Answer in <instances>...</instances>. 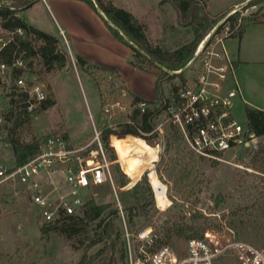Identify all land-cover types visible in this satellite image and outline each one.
I'll return each instance as SVG.
<instances>
[{
	"label": "rangeland",
	"instance_id": "374dc122",
	"mask_svg": "<svg viewBox=\"0 0 264 264\" xmlns=\"http://www.w3.org/2000/svg\"><path fill=\"white\" fill-rule=\"evenodd\" d=\"M0 1L15 5L14 0ZM104 1L133 12L145 26L150 43L164 51H175L196 38L194 28L183 26L180 22L171 0ZM240 5L245 6L237 9ZM199 6L206 7L201 15L207 14L209 20L217 22L214 28L223 23L221 28L226 25L233 28L240 26L242 29L253 22L246 26L244 38L238 35L229 38L226 43L237 61L239 53L245 48L254 46L264 49V36L258 32L264 31V0H204ZM104 16L113 30L123 35L133 47L139 48ZM232 16L236 18L234 21L229 20ZM43 19L48 26L59 32L54 21L47 17L46 11ZM205 36L198 43L196 53ZM58 40L61 51L67 58L68 68L58 73L59 75L52 76L51 97L56 104L26 121L12 136L22 144H28L33 140L60 135L66 139L70 148L79 151L84 149L79 152L84 153L98 147L96 137L99 133L108 159L114 161L111 170L115 186L106 183L84 189L80 191L83 201L95 199L98 204L113 203L119 209L118 200L122 202V197L128 190L146 179L154 194L157 213L152 210L146 218L140 219L137 228L131 230L119 210L117 227L126 247L125 264H142L145 258L142 256L146 253L151 255L154 249L166 242L179 256H184L189 240L178 238V229L183 230L185 235H196L193 238H201L207 232H224L233 235L236 240L256 247L264 246V137L255 145L256 149L238 148L226 153L220 160H213L196 154L177 129L166 126L164 137L160 140L144 139L139 144L132 141L135 151L120 166L116 163L117 155L110 144L112 135L106 147L102 141V132L108 128L119 131L125 117L118 114L117 109L113 110L110 117L105 108H110L117 101L130 103L129 94L126 90L128 96L123 97L125 93L118 90L119 81L111 75L96 70L100 79L95 80L79 68V53L74 49L69 33ZM95 51L98 55L101 53L99 49ZM120 56L123 58H119L118 63L121 65H132V61H135L137 66L144 67L133 70L128 66L126 81L135 92L149 101L157 99L158 81L162 82L164 91L167 89L172 94L191 76L189 71L193 69L185 72L187 74H174L184 69L192 59L185 67L171 70L157 62L152 67L148 61L138 57L133 60V56L122 53ZM240 65L241 68L236 70V77L244 99L234 100L233 111L240 123H247L245 111L249 105L245 102L246 90L259 101H256L258 106L264 107V64L244 62ZM145 69L153 70V73ZM105 77H108V82L103 81ZM124 141L123 138L116 145L121 147ZM14 163L12 148L1 146L0 165L12 168ZM60 173H51L58 187L65 183V175ZM41 183L43 192H50L53 188L50 178L45 174L41 177ZM32 197L33 194L27 187L16 182L0 184V264H79L89 246L92 235L90 227L85 230L83 226H79L84 231L80 234L72 230L70 237L67 234L71 232L67 230L70 225L64 226L63 222L53 226L45 225L32 204ZM196 201H199L197 207ZM195 212H198L197 218L192 217ZM108 245L110 249L99 254V248L103 246L89 248L88 256L97 258L95 264H122L121 242L113 239ZM217 264H235V261L226 257L221 258Z\"/></svg>",
	"mask_w": 264,
	"mask_h": 264
},
{
	"label": "built area",
	"instance_id": "2783aa9c",
	"mask_svg": "<svg viewBox=\"0 0 264 264\" xmlns=\"http://www.w3.org/2000/svg\"><path fill=\"white\" fill-rule=\"evenodd\" d=\"M0 8L16 11L5 1H0ZM8 21L0 16V147L12 148V134L44 110L51 100L53 75L43 64L40 52L43 40L23 27L5 26ZM222 25L219 23L205 36L196 53L199 59L189 68H193L189 71L191 76L172 94L163 90L156 100L149 102L129 97L130 103L117 101L110 108L106 107V114L112 117L113 110L117 109L126 119L123 123L136 127V114L139 117L151 114L156 125L150 133L141 132L147 138L143 139L149 140L148 137L156 134L154 138L160 140L166 126H170L177 129L190 148L203 158L220 160L238 148L256 149L261 137L254 135L248 123H240L233 111L234 100L243 99V95L236 77V61L226 42L238 36L241 29L226 25L221 28ZM25 43L30 45L33 55H29ZM180 71L174 74L182 75L178 74ZM99 136L97 133L98 147L83 154L79 152L84 149L70 148L60 135L42 139L40 153L25 164L12 168L0 165V184L16 182L27 187L33 194L32 204L45 225L53 226L80 216L87 203L80 197V191L106 183L115 186L111 170L114 161L108 159ZM53 172L65 175L64 186L55 184ZM44 174L52 182L50 192H43L41 177ZM118 206L124 217L119 200ZM142 257H145L142 264H217L226 257L235 264H264V246L256 247L224 232H207L201 238L188 241L184 256H179L171 245L162 244L151 255L146 253Z\"/></svg>",
	"mask_w": 264,
	"mask_h": 264
},
{
	"label": "trees",
	"instance_id": "16d2710c",
	"mask_svg": "<svg viewBox=\"0 0 264 264\" xmlns=\"http://www.w3.org/2000/svg\"><path fill=\"white\" fill-rule=\"evenodd\" d=\"M81 1L87 3L96 12L106 15V17L116 27H118L120 33H124V35L130 39V41L134 42L149 57V59H147L148 57L144 56L138 50V48L133 47V45L129 41H127L123 35L121 36L119 33L113 30L112 27L109 25L108 21L103 18L111 33L119 41L123 42L125 45L132 49L133 60L138 57L140 59L148 61V63L152 67H154L153 64L155 62L166 66V68L171 70H179L185 67L187 63L194 58L198 43L203 39L206 34H208L215 27L217 23L215 20H209L207 14L201 15V12L204 13V9L206 7L203 6L201 8L199 4L204 0H171L172 6L179 14L180 22H182L183 26L193 27L196 38L192 43L186 44L175 51L169 52L164 51L159 46H153L150 43L145 26L132 13L117 7L110 1L96 0L98 3L97 7L92 0ZM14 4L15 5L13 7L24 10L29 8L31 3L27 0H14ZM16 14L17 12L14 10L0 8V16L3 19H9L8 23H6L5 26L11 28L23 27L29 31H32L43 40L44 45L41 47L40 52L43 64L49 74L56 75L64 70H67V58L61 51L60 41L58 40V38L28 26L22 19L18 18ZM235 19L236 18L232 16L229 20L234 21ZM251 23L253 22H249L247 25ZM246 26L241 29L239 33L240 37L243 36ZM25 46L29 55H33L34 52L30 48V45L25 43ZM77 64L83 72H85L88 76L95 80L100 79V77H98L95 73L96 70H100L104 73H107L108 75H111L113 78H115V80L119 81L120 83L118 90H120L121 92L127 90L129 97L132 98L134 101H147L131 93L127 89L124 81L121 79L120 74L115 69L97 67L80 56L77 57ZM132 65L137 68L144 69L142 65L137 66L135 61H132ZM103 81L108 82V77L103 78ZM163 90L164 89L162 82L158 81V95ZM51 96L53 97L52 94ZM52 97L51 100H49L45 105L44 110H47L48 108L56 104L54 98ZM245 113L246 121L251 131L256 137L263 138L264 110L247 107ZM151 117V114H143L140 117L136 114L135 119L137 122V127L133 124L122 123L120 125L119 131H114L113 129L108 128L102 132V141L104 146L106 147L108 146L109 137L110 135H112L110 144L117 155L118 160L116 161V163H118L120 166L124 163V159L129 154H132L135 151V145L134 143H132V141L139 144L141 140H144L143 138L147 139L146 137H143L141 132L147 134L154 130L156 124L155 122H153ZM154 136L148 137V139L154 138ZM123 138L125 139L124 143L121 145V147H119V145L117 146L116 143L123 140ZM11 142L16 166L25 164L30 159L40 153V140H33L32 143L22 144L20 141L16 140L14 136H12ZM90 150L91 149H88L87 151ZM217 201L218 199L215 200L216 203ZM121 203L123 205L122 211L125 217V221L131 230L137 228V224L138 222H140V219L146 218V216L152 210H155V212L157 213L154 201V194L152 188L150 187L146 179L141 180L132 189L128 190L122 197ZM198 203L199 201L195 202V207H197ZM115 206L116 205L113 203L98 204L95 199H90L85 205V211L83 214L84 216L82 218L80 216H75L67 218L63 221L64 226L70 225L71 227H69L70 229H67L71 230V232L69 231L70 233H67V230L65 231L67 234L70 235V237L72 236V230L81 234L84 229L86 230V228L88 229V227H90V232H92L89 246L86 247L84 251L85 253L83 254L79 264H95L97 258L91 256L89 257L88 249L91 247L103 246L102 248H99L98 254L104 253L107 249H110L108 243L113 239H117L119 242H121V260L122 264H125L126 247L122 238V233L117 227V221L120 218V212L119 209ZM192 217L197 218L198 212H195ZM183 220L185 219L183 218ZM79 226H83V231L78 228ZM176 236L184 241H188L196 235L188 236L185 235L183 230L178 229V233L176 234ZM165 244L170 245L168 244V242H166ZM109 264L112 263L110 262Z\"/></svg>",
	"mask_w": 264,
	"mask_h": 264
},
{
	"label": "crops",
	"instance_id": "0c3cea01",
	"mask_svg": "<svg viewBox=\"0 0 264 264\" xmlns=\"http://www.w3.org/2000/svg\"><path fill=\"white\" fill-rule=\"evenodd\" d=\"M27 1L31 3L29 8L24 10L16 8V15L18 18L22 19L28 26L46 34L56 36L58 39H60V37H64V35L66 36V33H69L74 49L78 50L77 53H79L80 57L86 59L97 67L115 69L120 74L121 79L124 81L127 89L131 93L143 98L141 95L135 92L130 84L126 81L128 66L132 67L133 70H138L139 68L134 67L129 63L124 64L127 66L125 68L124 65L118 63L120 62L119 58H122L120 53L132 57L133 51L111 33L108 26L101 18V13L99 14V12H95L91 6L81 0ZM52 5L54 6L55 10H53ZM45 11L47 17L49 16L54 21V24L59 31L58 33L56 30H54V28L48 26L46 21H44L43 15ZM130 13L133 14V12ZM258 32L262 33L264 36V31ZM244 35L245 32L242 36L243 38ZM95 49H99L101 53L98 55ZM263 50L264 49L259 47L256 48L254 46L252 48H245L243 52L239 53L238 61L235 59L234 54H231L236 61L237 70L241 68L240 64L244 62L252 64H264V53L261 54V51ZM145 70L153 73V70ZM245 93H247L245 102L247 101L246 103L249 105V107L264 110V107L258 106V104H256V101H259L256 100L248 90H246Z\"/></svg>",
	"mask_w": 264,
	"mask_h": 264
},
{
	"label": "water",
	"instance_id": "95a60500",
	"mask_svg": "<svg viewBox=\"0 0 264 264\" xmlns=\"http://www.w3.org/2000/svg\"><path fill=\"white\" fill-rule=\"evenodd\" d=\"M94 3L98 6V3L96 0H94ZM102 17L105 19V16L101 13ZM138 50L146 57H148V55L140 48H138ZM149 58V57H148ZM199 59V54H196L194 56V58L190 61V63H188V65L182 69L178 74H183L184 72H186L195 62H197Z\"/></svg>",
	"mask_w": 264,
	"mask_h": 264
}]
</instances>
